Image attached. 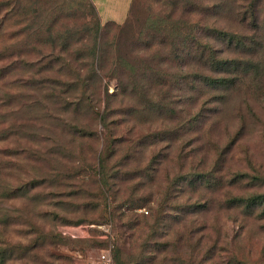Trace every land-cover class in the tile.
Here are the masks:
<instances>
[{
  "label": "trees",
  "instance_id": "16d2710c",
  "mask_svg": "<svg viewBox=\"0 0 264 264\" xmlns=\"http://www.w3.org/2000/svg\"><path fill=\"white\" fill-rule=\"evenodd\" d=\"M138 1L131 0L125 20L117 23L101 22L92 0H0V37L13 41L0 49V79L21 68L28 76L25 85L31 91L44 89V98L53 107L90 111L92 127L74 128L81 141L88 139L95 147L90 153L94 167L81 168L82 179L99 190L103 208H110L107 200L115 207L112 216L121 219L130 242L141 239L138 247L145 255L143 263L152 264L157 259L165 264L176 259L167 249L169 242L161 241L168 233L162 232L157 238L155 223L160 206H150L148 216L136 213L150 201L148 193H137L143 177H154L147 174L150 157H159L161 162L168 158L155 147L156 140L174 149L176 199L167 226L170 230L175 227L173 246L177 254L187 243L195 264H235L228 257L222 226L204 220L202 215L208 209L192 210V200L186 198L199 187L216 188L219 183L212 178L215 171L204 176L195 168L191 170L189 160L198 157L200 146L207 143L199 130L207 123L208 111L215 114L228 108L236 95L249 107L245 96L255 95L258 86L264 90V8L258 2L243 0H157L164 8L163 16L141 30L138 21L128 17ZM110 30L114 33L108 38ZM25 51L34 53L35 60L18 61L14 53ZM113 79L117 89L109 93ZM94 98L103 105H92ZM36 106L35 102L28 105ZM238 106L235 111L240 113ZM141 124L146 125L144 136L139 133ZM145 141L150 152L147 162L137 152ZM192 151L197 154L191 156ZM228 184L236 185L237 181ZM122 185L132 191L119 194ZM23 187L35 186L8 185L5 197L15 198L23 193ZM230 201L250 215L257 211L256 216L264 217V193L233 196ZM195 207L203 205L197 203ZM73 226H58L57 235L62 240L89 239L62 233L63 228ZM88 226H92L89 230L95 227ZM53 239L47 232L35 234L17 253L10 244L7 252L0 250V264L12 260L47 264L44 253ZM131 247L130 257L134 251ZM113 250L114 262L121 264Z\"/></svg>",
  "mask_w": 264,
  "mask_h": 264
},
{
  "label": "rangeland",
  "instance_id": "374dc122",
  "mask_svg": "<svg viewBox=\"0 0 264 264\" xmlns=\"http://www.w3.org/2000/svg\"><path fill=\"white\" fill-rule=\"evenodd\" d=\"M102 1L101 4L96 2L101 22L105 19L121 21V14L124 17L128 9L125 0ZM243 1L258 2L264 8V0ZM163 14L164 8L157 0H139L131 7L128 17L131 20L132 16L138 21L139 29L146 30L149 22L158 20ZM107 32L108 38L114 33L113 30ZM8 42L12 44L13 41L9 39L6 42L5 38L0 37V49ZM13 50L18 52L19 49L15 47ZM14 54H18V61L22 62L36 58L34 53L28 54L27 51ZM19 70L12 72L10 77L0 79V250L7 252L12 244L17 253L29 238L47 232L55 240L45 250L47 264H90L99 251L110 244L117 251L116 259L121 264H145V255L140 254L142 248H139L141 239L130 242L129 232L121 219L117 215L112 216L115 207L107 200L110 208H103L101 202L104 199L100 197L99 190L87 179H82L81 168L94 167V163L90 162V153L95 147L88 139L81 141L74 128L88 130L92 127L90 111L58 110L46 101L44 89L31 91L25 85V77L28 79V76L21 73V68ZM116 89L115 80L109 81L108 92L113 93ZM260 89L261 86H258L255 95L245 96L249 107L236 95L230 100L228 108L223 107L215 114L208 111L207 123L201 126L199 134L209 144H202L198 157L189 160L191 170L195 168L204 176H210L211 171H215L212 178L219 183V188L198 185L199 188L189 192L186 198H191L192 210L208 209L202 215L204 220L222 226L227 236L228 257L235 264H264V217L256 216L257 211L250 215L242 206H232L230 201L233 196L248 197L254 193H264V182H261L264 179V90ZM7 97L11 98L6 100ZM34 102L35 106L37 103L34 109L28 107ZM91 104L98 107L103 102L94 98ZM237 106L241 109L240 113L239 109L235 111ZM140 126L142 129L139 133L146 135V125ZM146 143L137 151L145 156V162L150 156ZM154 143L158 151L167 154L168 158L161 162L159 157L154 160L150 157V167L157 172L150 168L147 174L154 177H143V184L137 186V193H148L150 201L137 209L136 213L148 216L149 207L156 209L159 205L156 215L159 221L155 223L157 238L162 232L168 233L161 237V241L169 242L167 249L176 258L175 261L167 260L165 264H195L187 243L177 254L174 249L175 227L170 230L167 226L170 208L176 199L174 149L168 148L164 142L155 140ZM196 154L191 152V156ZM235 179L236 185L228 184ZM21 184H34L35 187H23V193L12 199L5 197L6 186L16 188ZM119 188V194L132 191L126 185ZM113 192V189L109 191V195L113 196ZM197 203L203 207H195ZM65 223L73 224V227H87L89 224L95 227L89 230V239L62 240L57 235V228ZM179 230L183 231L184 228L180 227ZM131 246L134 251L130 257ZM8 264L21 262L12 260ZM152 264L159 262L156 259Z\"/></svg>",
  "mask_w": 264,
  "mask_h": 264
},
{
  "label": "built area",
  "instance_id": "2783aa9c",
  "mask_svg": "<svg viewBox=\"0 0 264 264\" xmlns=\"http://www.w3.org/2000/svg\"><path fill=\"white\" fill-rule=\"evenodd\" d=\"M92 226H75L69 228H63L62 233L69 235L71 238H86L89 237V229ZM106 237V236H102ZM113 244L108 245L104 250L99 251L98 256L91 260L90 264H116L113 259Z\"/></svg>",
  "mask_w": 264,
  "mask_h": 264
},
{
  "label": "crops",
  "instance_id": "0c3cea01",
  "mask_svg": "<svg viewBox=\"0 0 264 264\" xmlns=\"http://www.w3.org/2000/svg\"><path fill=\"white\" fill-rule=\"evenodd\" d=\"M105 2H106V0H104ZM92 2H93V4H94V6H95V8H96V4L97 3H99V4H101L103 1L102 0H92ZM97 2V3H96ZM118 3H119V1H118ZM126 3V4H125ZM125 5H127V8H129V5H130V3H131V0H125ZM96 10H97V8H96ZM98 12V11H97ZM127 12H128V9H127V11L125 12V15H124V17H123V14H121L122 15V20L121 21H117V20H114V19H105V20H103L102 22H106V21H114V22H117V23H121L122 21H124L125 20V18H126V16H127ZM116 14L118 15L119 14V12L118 11H116Z\"/></svg>",
  "mask_w": 264,
  "mask_h": 264
}]
</instances>
